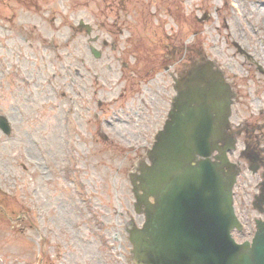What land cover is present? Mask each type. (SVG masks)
I'll list each match as a JSON object with an SVG mask.
<instances>
[{"label": "rangeland", "instance_id": "374dc122", "mask_svg": "<svg viewBox=\"0 0 264 264\" xmlns=\"http://www.w3.org/2000/svg\"><path fill=\"white\" fill-rule=\"evenodd\" d=\"M198 50L237 103L263 95L264 0H0V264H133L130 177L167 118L164 67Z\"/></svg>", "mask_w": 264, "mask_h": 264}, {"label": "water", "instance_id": "95a60500", "mask_svg": "<svg viewBox=\"0 0 264 264\" xmlns=\"http://www.w3.org/2000/svg\"><path fill=\"white\" fill-rule=\"evenodd\" d=\"M211 67L194 68L187 83L178 85L169 119L148 153L151 164L141 166L135 176V207L140 211L144 205L146 218L130 234L137 264H264V222L251 245L231 238L238 225L232 206L234 177L222 166L198 159L195 170L181 171L171 182L155 172L158 164H179L182 153L190 156L189 162L210 155L218 140L211 142L210 136L225 125L230 106L228 85L217 80ZM0 128L10 133L4 116Z\"/></svg>", "mask_w": 264, "mask_h": 264}, {"label": "flooded vegetation", "instance_id": "af4514ba", "mask_svg": "<svg viewBox=\"0 0 264 264\" xmlns=\"http://www.w3.org/2000/svg\"><path fill=\"white\" fill-rule=\"evenodd\" d=\"M181 11L184 10L181 9ZM186 16H188V12ZM186 48L188 49V45ZM238 51L251 60V56L247 52L244 53L243 50L240 51L239 49ZM198 54L200 56V50H198ZM175 64L177 63L171 64L170 67H164L170 81L188 72L187 63L178 67H175ZM232 93H234L232 113L230 122L224 130L225 136L221 144L224 146L228 140H232V145H234V150L230 151L229 158L234 164V169L237 170L233 188L234 204L236 214L242 222V228L237 232L244 235L250 234L255 229V223L258 219L264 220V93L261 96L251 97L249 91L246 94L243 92L244 99L241 98L239 101L238 98V103L235 100L238 96L237 89H232ZM155 94L159 98L161 97L158 91ZM169 94L170 103L173 95V83H171ZM237 104H240L238 106L244 105L245 110L252 111L254 115L252 112L251 114L242 113L239 121L234 122L232 117L235 116L234 106ZM144 109L147 108L144 107ZM136 110L138 113V109ZM137 223L141 224L139 221Z\"/></svg>", "mask_w": 264, "mask_h": 264}, {"label": "bare ground", "instance_id": "6f19581e", "mask_svg": "<svg viewBox=\"0 0 264 264\" xmlns=\"http://www.w3.org/2000/svg\"><path fill=\"white\" fill-rule=\"evenodd\" d=\"M212 74H214V73H212ZM216 76H219L218 72H217ZM223 135H224L223 129L220 126H218V130L215 131V133L210 136V140L209 141L220 139ZM189 157L190 156L188 154L182 153L181 154V159H180L181 162L179 164H176L174 167H170L169 165L161 163V164L157 165V169L155 170V172L158 175H161L164 178H166V180L168 182H171V180H175L177 178L175 176H178L179 172L185 171V170H191V171L195 170V168L198 165L197 164L198 159L201 160V159L208 158V156L207 157H205V156H203V157H199L198 156L197 157L196 156L193 161L189 162ZM193 162H196V166H194L195 163H193ZM180 179L181 178H179L178 181H180Z\"/></svg>", "mask_w": 264, "mask_h": 264}]
</instances>
